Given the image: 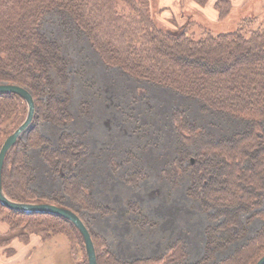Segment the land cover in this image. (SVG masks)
I'll return each instance as SVG.
<instances>
[{
  "label": "trees",
  "instance_id": "1",
  "mask_svg": "<svg viewBox=\"0 0 264 264\" xmlns=\"http://www.w3.org/2000/svg\"><path fill=\"white\" fill-rule=\"evenodd\" d=\"M112 1L0 0V85L27 89L36 104L33 124L23 134L26 138L21 136L6 157L5 194L15 202L53 204L75 212L92 236L98 264H189L183 239L169 243L159 256L124 261L111 251L105 237L93 231L92 220L110 217L113 208L83 181L85 170L82 174L80 170L89 148L78 134L67 130L78 116L89 113L90 103L79 101L75 107L70 58L61 42L43 31L48 15L59 13L86 37L106 68L177 94L196 104L201 116L216 115L241 124L240 130L217 135L192 120L184 108L174 109L175 150L161 174L175 186L187 181V196L206 215L203 255L195 264H256L264 256V28L242 32L240 21L236 28L223 27L231 10L220 11L218 3L222 18L218 25L203 30L196 24L201 35L194 37L185 29L161 27L142 5L133 4L127 12ZM15 4L22 13L13 19L10 6ZM21 109L24 113L21 97L0 94V130L12 116L23 114ZM43 124L58 130L57 142L42 133ZM33 153L59 179V190L41 194L34 188ZM117 163L110 160L115 172ZM147 178L146 170L138 169L124 181L135 187ZM4 208L11 232L51 236L66 234L70 228L84 244L78 229L61 216ZM127 209L143 215L137 202H129ZM255 220L263 225L249 236ZM150 224L144 217L135 225ZM85 261L89 264L86 257Z\"/></svg>",
  "mask_w": 264,
  "mask_h": 264
},
{
  "label": "rangeland",
  "instance_id": "2",
  "mask_svg": "<svg viewBox=\"0 0 264 264\" xmlns=\"http://www.w3.org/2000/svg\"><path fill=\"white\" fill-rule=\"evenodd\" d=\"M112 3L127 12L131 11L133 4L137 7L142 5L144 11H151L161 27L185 29L194 37L201 35L199 27L204 30L205 26L218 25L222 19L219 12L229 9L231 13L226 14L228 18L223 27L230 25L236 28L240 21L243 22L242 32L264 28L261 26L264 25V0H113ZM10 8L13 9V19L22 13L19 5ZM213 11L217 18H210ZM194 19H202L203 22ZM43 31L49 38L58 39L65 56L70 58L77 89L74 93L75 107L79 101L90 103L89 113L78 116L67 130L78 134L89 148L86 165L83 164L80 170L81 174L85 170L83 181L92 187L103 203L111 204L113 208L110 217L92 220L93 231L105 237L111 251L124 261L159 256L169 243L183 239L188 244V263H197L205 245L206 215L187 196V181L175 186L161 174L175 150L171 114L176 108H184L192 120H197L217 135L240 130L241 124L216 115L201 116L196 104L177 94L129 79L120 70L106 68L86 37L76 30L69 18L59 13L48 15ZM25 104L24 101L25 112L21 109L23 114L12 116L0 130V149L12 130L25 120L28 113ZM41 130L52 142H57L58 130L48 124H43ZM23 137L26 138L25 135ZM31 158L37 177L34 188L41 194L59 190V179L50 175L38 153H33ZM109 159L120 164L117 172ZM138 169H145L148 178L135 187L126 184V175ZM129 202L140 205L143 209L141 217L128 212ZM7 212L0 203V222L9 226L4 221ZM144 217H148L151 224L146 228L137 227V219ZM262 225L260 220H255L250 225L249 236H254ZM28 233L27 236L20 230L11 232L9 227L7 234L0 236V248L3 249L0 257H13L16 253L12 243L17 240L36 245L34 252L38 253L32 254L31 264H86L85 243L79 242L73 229L68 228L66 234L51 236Z\"/></svg>",
  "mask_w": 264,
  "mask_h": 264
},
{
  "label": "water",
  "instance_id": "3",
  "mask_svg": "<svg viewBox=\"0 0 264 264\" xmlns=\"http://www.w3.org/2000/svg\"><path fill=\"white\" fill-rule=\"evenodd\" d=\"M11 93L16 94L21 97L28 107V113L23 121V123L5 140L1 149H0V203L2 206L25 213H45L61 216L64 219L70 221L81 233L86 253L88 257L89 264H98L95 246L92 240V236L81 220V218L73 211L67 208L59 207L53 204H33V203H19L11 200L4 192L3 183H2V172L4 163L8 153L15 147L18 143L21 136L31 128L35 114H36V104L31 93L20 86L17 85H0V94ZM264 264V256L256 263Z\"/></svg>",
  "mask_w": 264,
  "mask_h": 264
},
{
  "label": "crops",
  "instance_id": "4",
  "mask_svg": "<svg viewBox=\"0 0 264 264\" xmlns=\"http://www.w3.org/2000/svg\"><path fill=\"white\" fill-rule=\"evenodd\" d=\"M210 18H217V14L215 13V11L211 12L209 14ZM217 21V20H216ZM9 229V226L5 223H1L0 222V236L3 237L5 234H7ZM12 246L14 248L15 251V255L11 258H1L0 257V264H31L32 259H33V255H36L38 253L34 252L35 251V247L36 245H33V243L31 242L30 244H23L20 241L15 240L12 243ZM33 247V249H32ZM2 250L0 248V253H2ZM32 251L34 253H32ZM36 253V254H35ZM7 259V260H5Z\"/></svg>",
  "mask_w": 264,
  "mask_h": 264
}]
</instances>
